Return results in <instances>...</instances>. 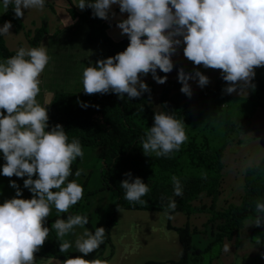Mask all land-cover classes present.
I'll use <instances>...</instances> for the list:
<instances>
[{
  "label": "clouds",
  "instance_id": "obj_1",
  "mask_svg": "<svg viewBox=\"0 0 264 264\" xmlns=\"http://www.w3.org/2000/svg\"><path fill=\"white\" fill-rule=\"evenodd\" d=\"M75 5L82 11L90 8L93 17L104 20L110 15L115 17L113 5H118L120 14H127L116 26L121 35L127 36L128 45L114 56L98 59L95 64L89 62L82 73L86 95L111 92L120 99L125 94L133 99L144 92L150 94L141 77L151 74L156 83H166L167 76L157 75V69L165 74L173 70L171 57L181 44L183 56L194 66L219 70L227 94L254 89L255 69L264 67V0H77ZM10 6L14 18L19 19L24 16V9L43 11L45 0H2L0 14H6ZM71 7L77 9L74 3ZM72 22L76 23L70 16L64 26ZM10 29L14 33L21 30L5 20L0 25V36L11 35ZM18 44L15 54L10 56L13 51L5 43L9 53L0 59V153L4 160L0 174L8 178L26 177L23 186L32 196L22 198L16 181L9 179L15 195L0 203V264H37L35 253L44 246L51 230L59 241L60 253L74 248L81 254L61 262L89 264L85 257L104 243V227L89 230L88 216L82 214L57 218L51 229L45 226L53 209L59 216L83 199V186L68 178L73 175V163L77 158L83 159L84 151L78 138L69 141L61 124L49 129L48 105L54 98L46 106L37 99L41 93V76L51 60L48 49L43 45L20 47L21 43ZM177 79L180 91L188 97L192 95L189 80H195L201 88L210 82L195 67L192 72L179 68ZM77 103L81 108L90 106L79 100ZM153 121L140 142L145 156L168 158L188 141L182 119L161 111L154 112ZM251 165L259 169L260 163L252 159ZM82 173L83 169H77L75 176ZM125 177L120 182L124 199L131 204H146L142 197L150 192L148 183L133 178L131 172L125 173ZM202 178L207 179V174L203 173ZM171 181L174 196L183 197L181 180L173 175ZM176 208L177 201L168 198L164 211L167 219L178 216L171 215ZM255 212L256 217L248 225L260 227L264 224V202L256 201ZM77 227L83 231L75 241L65 239L74 235ZM261 243V238L256 237L255 244ZM222 250L228 253L230 245L224 244ZM103 257L109 260L102 264L111 262L108 252L106 256L103 252Z\"/></svg>",
  "mask_w": 264,
  "mask_h": 264
},
{
  "label": "trees",
  "instance_id": "obj_2",
  "mask_svg": "<svg viewBox=\"0 0 264 264\" xmlns=\"http://www.w3.org/2000/svg\"><path fill=\"white\" fill-rule=\"evenodd\" d=\"M67 1L70 4L68 15L71 16L72 21H76L67 31L75 34L79 31L77 29L85 27V29L89 28V32L86 38L78 39L75 43L65 45L66 40H64L56 44L55 48L58 51H67L76 46L75 44H80L87 54L83 60L85 64L95 55V47H89V43L99 41L106 44L105 58L114 56L128 45L127 36L121 40H114L109 35L108 30L114 29L117 22L93 17L90 8L80 12L71 7L72 0ZM52 3L51 0H45L47 8L53 9ZM112 11L116 13L115 17L120 14L118 6ZM109 18L114 17L110 15ZM5 20H10L18 30L24 27L20 18H14L11 6L6 14L0 16V25ZM54 35L50 34L46 20L35 30L27 31V39L31 47L40 46L46 36L52 38ZM178 48H183V44ZM8 53L5 42L0 36V56ZM173 65V70L167 74L157 69V75L167 76L164 84L156 83L151 74L142 76L141 79L149 86L150 94L144 92L138 98L128 99L125 94L124 99H120L111 92L103 95H86L82 88L71 93L58 92L48 106L49 129L57 123L61 124L67 132L69 141L78 138L83 151L87 152L86 155L88 151L95 152L94 156L98 159L97 163L101 164V169L99 171L84 166L86 162L80 158L73 163V175L68 180H76L84 188V197L78 203L80 210L78 209L77 212V204L68 213L57 216L53 209L51 216L45 221V226L51 229V224L57 218L66 219L69 214H82L88 216L89 223L86 227L94 231L97 225H94V217L90 211L96 210L97 214L100 213L99 208L95 209V202L92 203L88 199L98 194L104 196L106 192H110V201L108 202L107 199L106 205L100 206L110 213L108 219L102 221L104 222L102 227L106 230L105 241L96 252L85 257L89 264H102L108 259L103 257V252L112 241L111 232L118 224L117 218L121 211H136L137 215L142 211L164 213L168 198L177 201V208L171 215L179 214L186 220L184 224L174 228L179 235L181 247L179 259L175 264H215V259L218 260L222 254L224 244L230 242L234 234L240 235L241 225L251 222L256 217V201L264 202V160L260 162L259 169L251 164L246 165L247 169L243 175L247 184L246 191L240 200H229V203L223 207L217 202L224 194L221 183L229 164L226 149L236 141L234 146L243 148L244 138L252 130L255 112L264 107V67L255 69L257 74L252 81L255 88L250 89V97L244 95L238 98L237 92H233L231 97L225 96L223 88L226 82L222 80L221 75L215 84H207L203 88L199 87L195 80H189L192 95L188 97L180 91L181 84L177 79V70L182 67L186 72L190 71L182 64L173 63ZM68 77L71 80L75 79L73 73ZM78 100L90 106L81 108L77 103ZM252 103H256L254 111L248 114L246 111ZM161 111L169 112L184 121L188 141L168 158L156 157L154 154L148 157L142 153L141 138L145 137L148 128L153 125L154 112ZM235 152L237 153L236 150ZM240 159L236 158L235 164ZM3 163V154L0 153V166ZM77 169H83L79 177L75 176ZM94 172L102 177L100 186L92 185ZM127 172H131L133 178L139 177L144 183H148L150 192L142 197L147 201L146 204H131L124 199V190L120 187V182L126 178ZM203 173L207 174V179L202 178ZM173 175L183 184V197H176L173 194L171 181ZM3 182L2 201L15 195V189L9 186V181ZM26 191L21 189L22 198H31L32 194L27 191L26 195ZM204 195L213 199L211 205L202 201ZM84 205L88 207L87 209L85 207L86 210H82ZM81 210L82 212H79ZM203 213L208 215V219L204 229L199 230L196 222L191 221L195 223L192 226L189 220ZM97 220L99 225V220H102L101 215ZM167 223L168 227H171L170 219H167ZM258 228H264V224ZM73 239L75 240L76 237ZM199 242L203 243L202 247L197 246ZM58 243L55 231L51 230L44 246L35 253L36 259L62 261L70 256L81 255L72 251V253H60ZM261 244L262 247L254 253L244 252L243 256H246L244 259L235 254L234 260L229 264H237L236 262L241 259L243 263L240 264H253V259L264 253V242ZM144 264L161 263L148 261Z\"/></svg>",
  "mask_w": 264,
  "mask_h": 264
},
{
  "label": "rangeland",
  "instance_id": "obj_3",
  "mask_svg": "<svg viewBox=\"0 0 264 264\" xmlns=\"http://www.w3.org/2000/svg\"><path fill=\"white\" fill-rule=\"evenodd\" d=\"M0 5H2V0H0ZM117 6L118 5H113L112 9H114ZM53 7H54V9L47 8L45 6L43 11H38L35 9H31V10L24 9L23 10L24 13L25 12L27 13L24 17H21L23 20V25H24L23 29H21L18 33H14L13 29H10L11 35L2 36L3 40L6 43V46L11 48L10 51L14 52L16 49L14 50L13 48L18 47V45H19L18 43H21L20 47H27L25 44V42L27 44H29V42L27 40V31L35 30V28L40 26L44 22V20L49 22L50 34L56 35L58 32L59 35L63 38L61 40V42L66 40L65 45L70 44V43H75L78 39H84L87 37L88 32H89V28L77 29L79 31L75 34L69 33L67 31V29L73 27L75 23H73L71 26H66V27L62 26V25H65V23H67L68 21H65L64 19H62L61 17L58 16L59 10L56 9L55 3H53ZM83 11L81 10V12H83ZM1 15L2 14H0V16ZM125 16H126V13L125 14H119L118 16H116L114 18H109L107 20H111V21L113 20V22H118V20L122 19ZM108 31H109V35L114 40H121V38L124 39L126 37V35H121L120 30L117 26L114 27V29H109ZM48 38H49V36H46L44 38V40L41 41L40 45L47 47V43L51 42V41H47ZM89 47H95V50H94L95 55L93 57H90L86 61L85 64H84V61H82V60L85 57L86 52L82 49V47L80 45H76V46L72 47L71 49L63 52L62 56L59 58V64H60V66L73 65L74 66V69H73L74 75L73 76L75 77V79L71 80L70 77H66V76H63L60 74L55 75L53 77V79L55 81V86L53 87V89L51 91H49L48 89L45 90V98L44 99L42 98L39 101L42 105L46 106V102H51L50 100L58 92L71 93V92H75L79 89L81 90L83 88L82 73H83L84 68L86 66H88L89 62H91L92 64H95V62L98 59L105 58V52L107 50V45L104 44L103 42H99V41L96 43H93V44L89 43ZM182 49L183 48H178L176 54H174L171 57L173 63H178V64L184 65L190 72H192L194 70V67H195L199 71H201L202 73H204L206 76L209 77L210 82L208 84H215L217 82L219 76H220L219 70H213L210 68L206 69L202 66H194L190 61H188L183 56ZM54 51L58 52V50L55 48V46H54ZM59 53L60 52L57 53V56L59 55ZM1 58H4V54L0 56V59ZM82 67H83V70H82ZM250 89H251V87L246 88L245 92H241V94H239V92H237L236 94H237L238 98H242L244 95H246L247 97L248 96L250 97V95H249ZM233 94L234 93H231V94L225 93V96L231 97V96H233ZM255 104L256 103H252L250 105V108L246 111L248 114H251L254 111V105ZM244 139L245 140H244L242 149L236 148V146H234V144L237 141L234 142L232 145L228 146L226 149L227 154H228L227 163H229V164H228V168L224 172V177H223L222 183H221V185L223 184L222 188L224 189V194L217 201L218 204L221 205L222 207L226 206L227 203H229V200H233V199L240 200L243 197V194L246 191V185H247V184H245V178L243 177L244 172L247 169L246 165L251 164L252 159L256 163H260L264 160V107L260 108L258 112H255L253 122H252V130L249 134H246ZM239 144H240V142L238 143V145ZM235 150L237 151V153L235 152ZM86 154H87V152L84 151V157L82 159L86 162V164L84 166L91 168V169L96 168L97 170L100 171L101 164L97 163L98 159L96 156H94L95 152L94 151H88V155H86ZM236 158H241L242 162L240 159L239 162L237 164H235ZM77 160H78V158H77ZM24 178H26V177H24ZM24 178H17L15 176L8 178V177H4L2 174H0V203L3 202L1 200V189H2V186L4 184V182H3L4 180L5 181H9V179L15 180L17 185L21 189H23L24 191L27 190L29 192V190L24 188V186H23V179ZM33 178L35 179V176ZM101 184H102L101 175L94 172L93 176H92V185L93 186H100ZM27 191L25 192L26 195L28 194ZM30 194H32V193H30ZM109 194H110V192L108 191L104 194V196L101 194H98L97 196H94V197H91L90 199H88L92 203H93V201L95 202V209H96V207L99 208L98 212L100 214H97L96 210L90 211V212H92V216L94 217L93 223L95 226L97 225V227L103 226L104 222H102V221H105L106 219H108V217L110 215L109 212H106L105 209L101 208V207L106 205L107 199H108V202L110 201ZM211 199H210V197L207 198L206 195H204L202 201L210 204ZM85 207H86V209L88 208L87 206L84 205L82 207L83 208L82 210H86ZM79 208H80V204H78L76 207L77 212H78ZM82 210L79 212H82ZM132 213L134 215L133 217H131V214H128V212L121 211L118 215V218H117L118 224L113 229H115L118 232H126V233H128V236L139 237V236H141L140 232L142 231L143 227H144L143 228V232H144L145 227L149 228V227L155 226V224L157 222V216L164 215V213H161V212H155V211L154 212H145V211H142L139 213L148 214L149 216H142L140 218H135L137 215V212L132 211ZM100 215H101L102 220H99V225H98L97 219L100 217ZM207 216L208 215L205 213H203V215H195L194 218H191L189 221L190 222L195 221L196 224L198 225L197 228L199 230H203L204 224L206 223V221L208 219ZM176 217H178V216H176ZM185 222H186V220H184V219H181L179 222H176L175 217H173L172 219H170L169 225L171 227H179L182 224H184ZM249 223L250 222L241 225L240 226V231H241L240 235L237 236L234 234L233 239L227 243L230 245V251L234 249L233 252L229 251L228 253H224L222 250L221 256L219 255L220 258L218 260L215 259V262H216L215 264H229L231 261L234 260L235 254L244 259V257H246V256H243L244 252L254 253L255 251H258L262 247V244H260V245L255 244V240H256V237H260L262 242H264V228H258L255 225H248ZM194 224H195L194 222H191L192 226ZM82 231H83V229H80L77 227L75 229L76 235H69V236L65 237V239H68V240L74 242L75 240L73 238L79 236L82 233ZM121 236H124V234H122ZM197 237H198V235H197ZM160 238H162V237H160ZM160 238H158V239H160ZM202 245H203L202 242L197 243L198 247H202ZM239 246H240V248H237ZM109 248L110 247L107 246V248L105 249L104 256H106ZM121 248H122V245H119L118 243L113 244V256L114 257H116L118 255L119 249H121ZM125 248H126V246H125ZM71 251L76 252L74 248ZM71 251L69 253H72ZM156 252H159L160 254L157 255ZM171 254H172L171 248H168L166 245L155 240L152 243H150V245L148 247V252L146 253V255H144L142 257V259L146 260L145 262H148V261L160 262L158 260H167V258H169L171 256ZM160 255H162V256L158 257ZM179 256H180V254H177V257L175 259L178 260ZM263 257H264V253H261L260 255H258V258L253 259V264H264V258ZM243 259H241L240 261H237L236 263L237 264H240L241 262L243 263V261H242ZM108 260H109V258H108ZM50 262H51V264H64V261L63 262H61V261H50ZM37 264H40V262L38 261ZM167 264H175V261H174V263L167 262Z\"/></svg>",
  "mask_w": 264,
  "mask_h": 264
},
{
  "label": "crops",
  "instance_id": "obj_4",
  "mask_svg": "<svg viewBox=\"0 0 264 264\" xmlns=\"http://www.w3.org/2000/svg\"><path fill=\"white\" fill-rule=\"evenodd\" d=\"M54 1L56 3L55 4L56 9L59 10V14L57 13L58 16L64 19L65 21H68L69 15H68L67 9L70 7V4L68 3V1L67 0H54ZM72 2L74 3V6L77 8V10L81 12V10L75 5L77 0H72ZM26 14L27 13L25 12L24 16ZM20 19L23 23L22 18ZM73 23L74 22L70 23L68 26H71ZM80 29H85V27L80 28ZM62 39L63 38L59 34H56L52 36V38H48L47 40V41L52 40V43L48 42L47 47H46L48 49L49 55L51 56V60L49 62V65L46 67L44 73L41 76V81H42L41 86H40L41 93L37 97L38 101H40V99L42 98L43 99L45 98L46 89L51 91L53 87L55 86V81L53 79L55 75L60 74L66 77H68L70 73H73L74 75L73 65L60 66L59 64V58L62 56L64 51H58L60 52L58 56H57L58 52L54 51V46L60 43ZM25 44L27 45L26 42ZM75 45H80V44H75ZM126 212H128V214H131V217L134 216L132 211H126ZM142 216H149V215L139 213L138 215H136L135 218H140ZM181 219H183L182 215L178 214V217H175L176 222H179ZM167 224H168L167 217L165 215H159L157 216V222L155 226H152L149 228L145 227L144 232H143L144 227L142 226L143 228H142V231L140 232L141 236L139 237L128 236V233L126 232H118L115 229H113L111 232L112 241L109 244L110 249L108 251V255L111 259V262L109 264H144L146 260L142 259V257L146 255V253L148 252V247L150 243H152L155 240L159 241L160 243L166 245L168 248L172 249V254L169 258H167V260H158V261H160L161 264H167V262L174 263V261H176L175 258L177 257V254H180L179 237L175 230H171L168 228ZM122 234H124V236H121ZM114 243H118L119 245H122V248L119 249L118 255L116 257L113 256V250H112ZM156 253L157 255L160 254L159 252H156ZM161 256L162 255L158 257H161ZM36 260L37 262L39 261L40 264H51L50 262L51 260L49 259H36Z\"/></svg>",
  "mask_w": 264,
  "mask_h": 264
}]
</instances>
